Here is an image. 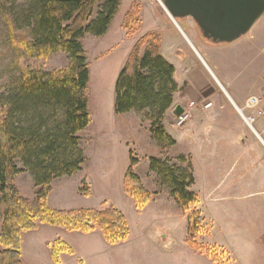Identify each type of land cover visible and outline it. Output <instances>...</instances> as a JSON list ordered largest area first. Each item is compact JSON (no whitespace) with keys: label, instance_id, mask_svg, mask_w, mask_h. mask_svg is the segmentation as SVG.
<instances>
[{"label":"rangeland","instance_id":"rangeland-1","mask_svg":"<svg viewBox=\"0 0 264 264\" xmlns=\"http://www.w3.org/2000/svg\"><path fill=\"white\" fill-rule=\"evenodd\" d=\"M20 1L0 0L1 110L9 108L8 97L20 82L23 70L50 73L67 69L70 65V58L63 53L47 60H36L12 49L7 27L9 20L14 23L17 33L32 38L29 28L17 23L15 17ZM100 11L101 6L98 5L92 21L97 19ZM129 13L132 14L129 28L124 29V20ZM149 33H157L161 43L162 39L168 43L173 38L178 44L180 39H184L183 35H197L217 61V70L213 68L212 75L206 66L203 68L187 58L183 46H180V56L191 62L189 68L199 67L211 78L212 93L208 100L213 106L207 111L212 115L208 117L202 115L201 109L209 102L193 101V111L200 116L202 124L197 121L198 129L192 135L176 133L179 146L175 149L160 146L154 141L150 123L145 120L147 112L139 113L144 119L142 127L135 126L127 132L115 113V86L125 58ZM251 35L255 36L253 40L256 43L253 49L255 67L249 70L245 67L242 74L237 70L231 72L233 83L246 92L244 89L264 83V16L248 35L238 41L214 45L202 37L192 19H177L174 23L160 0H122L106 35L85 36L82 43L90 64V125L79 133L84 163L82 170L73 176L54 180L48 205L64 211L117 207L127 219L129 235L122 244L110 246L98 230L84 235L38 223L37 230L21 235L24 264H56L52 256L56 243L63 245L57 246L58 264H264V155L262 142L253 131L261 134L258 129L264 125V117L257 118L250 127L229 100L221 83L224 71L228 70L227 60L242 53L244 47L236 46L247 44ZM243 52L246 53L244 60H247L250 53L247 50ZM241 61L233 67L238 69ZM243 114L245 117L254 116V112L249 110ZM203 122L210 126L207 135ZM224 145L228 150H224ZM181 156L191 162L194 177L191 191L199 198L200 208L196 206L191 211H199L203 218V230L194 238L188 231L191 212H185L178 206L168 184L150 169L151 158L161 159L177 170L188 169L187 164L178 161ZM132 157L138 160L135 174L152 195L151 202L142 209H137L133 199L124 191V178ZM17 165L24 172L15 179L16 188L24 198L36 200L39 188L33 176L21 161ZM231 181L233 184L238 182L239 187H232ZM171 200L176 204L175 212L186 229L181 232V239L178 235L174 239L167 236L159 242L153 239L157 226L169 228L175 224L172 212L165 209ZM2 212L0 199V232ZM188 239L196 240L204 247H216L219 254L223 252L224 255L218 258L219 263H215L205 253L189 246Z\"/></svg>","mask_w":264,"mask_h":264},{"label":"trees","instance_id":"trees-1","mask_svg":"<svg viewBox=\"0 0 264 264\" xmlns=\"http://www.w3.org/2000/svg\"><path fill=\"white\" fill-rule=\"evenodd\" d=\"M20 2L15 17L17 23L29 28L32 38L17 33L9 20L12 49L36 60L63 53L70 58V65L50 73L23 70L20 82L8 97L9 108L0 109V199L3 204L0 264H24L21 235L35 231L38 223L83 234L98 230L107 244L120 245L128 238L129 226L125 215L114 206L103 210L64 211L50 208L48 198L56 178L73 176L82 170L84 163L79 133L90 125V64L82 41L87 34L106 35L122 0ZM98 5L101 11L92 21ZM129 18L131 13L126 15L124 29L129 28ZM175 73V67L161 53L160 36L149 33L134 46L115 86V113L147 112L145 120L150 123L152 138L168 148L177 145L164 125L179 90ZM18 161L24 164L39 188L36 200L24 198L14 184L24 172L18 168ZM178 161L187 164L188 169L177 170L158 158L150 159V169L168 184L178 206L191 212L188 231L194 238L203 230V218L199 211H191L199 204L198 195L191 191L193 169L186 157L181 156ZM137 164L138 160L132 157L124 178V191L136 208L142 209L151 202L152 195L134 172ZM187 243L215 263L224 255L216 247L201 246L193 239ZM59 245L56 243L52 250L56 264Z\"/></svg>","mask_w":264,"mask_h":264},{"label":"crops","instance_id":"crops-1","mask_svg":"<svg viewBox=\"0 0 264 264\" xmlns=\"http://www.w3.org/2000/svg\"><path fill=\"white\" fill-rule=\"evenodd\" d=\"M183 36H184V39H180V40L178 39L180 41L179 44L173 38L168 40V43L164 42V40L162 39V43H161L162 55L176 69L174 79H175V81L179 87L178 92L174 95V104L171 107V109L168 111V113L166 114L165 120H164V125H165L168 133L172 137H174L175 140H176V133H180L182 135L183 134L189 135L191 133V135H192L193 132L198 129L196 126L197 121H198V123L202 124V122H201L202 119L200 118V116L197 113H194V111H192L190 119L183 126L178 127L174 124V122H175L174 117H173L174 114L172 111L173 107L175 105H179L178 103L187 104V103H191L193 101H198L201 103L209 102L208 97L212 93V87L209 83L211 78L208 77L206 71L200 69L199 67H197L196 69L195 68H189L190 64H191L190 60L198 62V64H201V66H203V68H205L204 66H206V68L210 71V73L212 75H214L213 74L214 72L212 69L214 68L217 70V67H218L216 59L211 55L208 47H206V45H204L201 41H199L197 35H191V37H189L187 35H183ZM253 39H255V36L251 35L247 44H238L236 46V47H239V46L244 47V48H242V53L239 54L240 56L237 55L236 57H231L229 60H227L226 65L228 67L227 68L228 70L224 71V81L223 80L221 81V83L224 85V92L228 95L229 100L234 105L236 110L237 109H243L245 104H246V101L250 97H253V96L262 97V96H264V93H263L264 92V83H258L257 85L253 86L252 88L244 89V90H247L246 92H244L243 90L237 88L236 85L233 83V79H232L233 77L231 74V72L235 71V70H237V72L242 74L243 71H245V69H246L245 67H247L248 70L251 69L252 67H255V59L253 56V49H255L256 43H254ZM180 46H183L185 53L187 54V58H189L190 60H188L186 58L184 59L180 56L181 49H182V47H180ZM233 46H235V45H233ZM245 50H247L250 53L249 58H247V60H244V55L246 53L243 51H245ZM130 52H129V54H130ZM129 54L125 58V63H126V60L129 56ZM239 60H242L241 61L242 63L240 66H238V69H235L233 66ZM125 63H124V65H125ZM124 65H123V67H124ZM123 67H122V69H123ZM190 69H192V70H190ZM192 84H194V86ZM115 99H116V96H115ZM209 103H212V102H209ZM262 107L264 108V105H262ZM207 111H209V109H205L204 107H202V109H201L202 115L208 116V117L212 116L211 114L207 113ZM118 118H119V120H121L122 128L126 132L130 131L135 126L136 127H139V126L142 127V124L144 121L142 115L139 114L138 112H131V113L124 114V115H118ZM203 123H204V132L207 135V133H209V131H210V126H209V123H207V122H203ZM258 131L261 133L260 135H261V137H263L262 139L264 140V125H260V128L258 129ZM263 142L261 145L262 146L261 150H262L263 155H264V143ZM80 143H81V141H80ZM178 146H179V143L177 141V145L174 147V149L177 148ZM224 150H228L227 145H224ZM136 167H138V166H136ZM230 183L233 184L234 182L231 181ZM240 186L243 188V184H241ZM232 187L238 188L239 187L238 182L233 184ZM236 191H237V189H236ZM52 192H53V190H52ZM164 203L166 204V202H164ZM167 204H168V207H166L165 209H168V211L172 212L173 219H175L174 220L175 224L173 223V225L169 228L165 225L164 226H157V228L155 230V234L153 236V239H155V240L158 239L159 242H163V240L167 236L170 237L171 239H174L178 235V237H180V239H181V232H184L186 229V226L184 227V225L180 222V218L178 216V213L175 212L177 210H176V204L174 203V201L171 200V202L169 201V202H167ZM198 207L200 208L199 205H198ZM119 210H121V209H119ZM162 215H164V211H162ZM48 227H51V226H48ZM37 228H38V225H37ZM52 228H56V227H52ZM181 229H182V231H181Z\"/></svg>","mask_w":264,"mask_h":264},{"label":"water","instance_id":"water-1","mask_svg":"<svg viewBox=\"0 0 264 264\" xmlns=\"http://www.w3.org/2000/svg\"><path fill=\"white\" fill-rule=\"evenodd\" d=\"M160 3L175 23L177 19H192L202 37L214 45L238 41L264 16V0H161ZM172 111L176 117L184 113L181 105L174 106Z\"/></svg>","mask_w":264,"mask_h":264},{"label":"built area","instance_id":"built-area-1","mask_svg":"<svg viewBox=\"0 0 264 264\" xmlns=\"http://www.w3.org/2000/svg\"><path fill=\"white\" fill-rule=\"evenodd\" d=\"M262 105H264V96L262 97L253 96L246 101V104L242 109V112H245L247 110L254 112V116L246 117V121H248L247 124L249 126L255 123L257 118L264 117V108L262 107ZM194 107H195V102H191L190 104L184 107L185 109L184 114L176 118V125L178 127L183 126L188 121V119L191 117V111ZM204 107L205 108L211 107V103L206 104Z\"/></svg>","mask_w":264,"mask_h":264},{"label":"bare ground","instance_id":"bare-ground-1","mask_svg":"<svg viewBox=\"0 0 264 264\" xmlns=\"http://www.w3.org/2000/svg\"><path fill=\"white\" fill-rule=\"evenodd\" d=\"M161 1V0H160ZM248 122V121H247Z\"/></svg>","mask_w":264,"mask_h":264}]
</instances>
